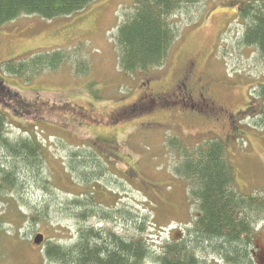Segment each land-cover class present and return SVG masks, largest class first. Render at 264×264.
Segmentation results:
<instances>
[{
	"label": "rangeland",
	"instance_id": "obj_1",
	"mask_svg": "<svg viewBox=\"0 0 264 264\" xmlns=\"http://www.w3.org/2000/svg\"><path fill=\"white\" fill-rule=\"evenodd\" d=\"M246 1L190 5L182 23L177 20L180 36L167 64L149 72L127 73L118 64V27L135 0H94L70 16L23 15L0 27V64L67 48L88 66L81 73L68 60L30 82L0 67V81L17 94L15 100L0 95L9 137L30 131L47 146L39 181H27L26 189L15 192L19 196L0 202L12 237L7 248L3 243L0 264H57L45 258L44 246L49 240L75 242L82 226L144 237L156 250L184 238L197 212L174 170L177 152L166 144L175 136L187 144L220 138L235 166L238 190L264 201V127L256 126L264 102V57L242 42L239 7ZM183 81L212 99L217 112L179 105L132 109L144 92L175 95ZM76 152L84 169L73 161ZM92 154L101 161L90 160ZM85 173L91 179L81 184ZM83 205L91 210L87 218L80 215ZM258 213L252 255L264 264V215ZM31 216L34 221L27 220ZM39 234L44 240L37 244ZM197 254L211 264H229L211 251Z\"/></svg>",
	"mask_w": 264,
	"mask_h": 264
},
{
	"label": "trees",
	"instance_id": "obj_2",
	"mask_svg": "<svg viewBox=\"0 0 264 264\" xmlns=\"http://www.w3.org/2000/svg\"><path fill=\"white\" fill-rule=\"evenodd\" d=\"M92 1L0 0V27L23 15H39L48 20L70 16L84 10ZM201 1L135 0L116 36L121 69L136 73L164 67L180 36L177 20L180 18L182 23L188 7ZM239 16L245 22L242 42L256 48L264 57V0H247L239 7ZM72 51L67 48L39 50L5 60L0 67L4 74L27 82L45 71L57 70L68 60H74L77 71L84 73L88 70L86 61L77 60L78 55ZM8 88L1 80L2 98L11 95ZM16 95H11L12 100ZM260 97L264 100V89L260 90ZM19 106L17 104L14 108L18 110ZM256 123V126L264 127V102ZM8 124L7 114L0 109V202L19 196L15 192L18 193L20 187L26 189L27 181H39L40 167L43 158L46 160L47 151V146L33 132L24 131L17 139L9 137ZM166 144L177 152L174 170L186 182L189 196L196 206L197 214L184 238L165 241L156 250L144 237L127 238L106 228L82 226L71 244L49 240L44 246L45 258L57 264H147L152 257L156 258L155 264H211L197 254L206 250L213 253L214 259L225 263L259 264L252 252L256 239L255 223L259 210L260 218L264 215V201L238 190L236 169L227 156L226 144L218 137L187 144L179 136L169 138ZM92 155L88 157L90 160L101 161ZM81 157L79 153L73 161L84 169L85 160H80ZM95 168L93 166L90 171ZM89 177L85 173L79 182L85 183L91 179ZM77 202L81 203L80 200ZM80 209L82 218L89 217L91 210L88 207L83 205ZM106 214L103 216L107 218L109 214ZM30 219L35 220L33 216L27 217ZM5 223V216L0 213V257L4 255L3 243L7 248L8 239L12 238Z\"/></svg>",
	"mask_w": 264,
	"mask_h": 264
},
{
	"label": "flooded vegetation",
	"instance_id": "obj_3",
	"mask_svg": "<svg viewBox=\"0 0 264 264\" xmlns=\"http://www.w3.org/2000/svg\"><path fill=\"white\" fill-rule=\"evenodd\" d=\"M154 105H179L182 110H194L199 109L202 111H213L215 110V102L208 98L206 94L201 91L195 93L194 90L188 87L186 81H183L178 86V92L175 95L166 96V95H156L150 91L144 92L140 95L139 100L135 103L134 108L132 109H146Z\"/></svg>",
	"mask_w": 264,
	"mask_h": 264
},
{
	"label": "water",
	"instance_id": "obj_4",
	"mask_svg": "<svg viewBox=\"0 0 264 264\" xmlns=\"http://www.w3.org/2000/svg\"><path fill=\"white\" fill-rule=\"evenodd\" d=\"M44 240V236L39 234L35 237V243L40 244Z\"/></svg>",
	"mask_w": 264,
	"mask_h": 264
}]
</instances>
